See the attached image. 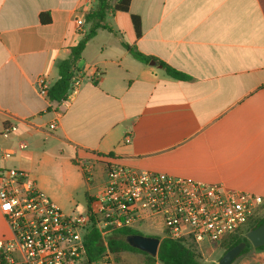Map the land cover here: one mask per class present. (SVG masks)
Segmentation results:
<instances>
[{
    "label": "crops",
    "instance_id": "1",
    "mask_svg": "<svg viewBox=\"0 0 264 264\" xmlns=\"http://www.w3.org/2000/svg\"><path fill=\"white\" fill-rule=\"evenodd\" d=\"M129 1L128 12L106 18L118 36L100 30L87 43L77 65L80 85L57 104L39 95L36 80L43 76L50 87L57 81L98 3L0 0V146L11 153H0V170L29 174L60 210L85 190L86 213L106 183V158L264 199V0ZM121 43L190 79L139 63ZM54 120L55 130L47 131ZM9 125L17 130L5 138ZM78 160L91 165L89 179ZM8 231L0 207V238ZM231 264H264V249L252 247Z\"/></svg>",
    "mask_w": 264,
    "mask_h": 264
},
{
    "label": "built area",
    "instance_id": "2",
    "mask_svg": "<svg viewBox=\"0 0 264 264\" xmlns=\"http://www.w3.org/2000/svg\"><path fill=\"white\" fill-rule=\"evenodd\" d=\"M75 23L82 31L83 20ZM80 80L75 73L64 102L71 99ZM36 88L39 95L47 97L50 86L43 76L37 78ZM56 126L54 120L47 131ZM16 130L15 125H9L2 136ZM0 153L3 159L11 154L2 146ZM77 165L89 179L91 165L86 160H78ZM103 165L106 183L95 209L74 216L64 214L29 174L0 170V207L9 229L0 238V264H120L116 262L118 255L107 250V238L119 229L139 232L145 224L159 225L162 239L182 242L202 261V246L239 234L264 204L259 196L163 173L135 171L109 158ZM92 229L99 233L106 249L96 260L89 259L85 246ZM153 259L143 264H162L157 257Z\"/></svg>",
    "mask_w": 264,
    "mask_h": 264
},
{
    "label": "trees",
    "instance_id": "3",
    "mask_svg": "<svg viewBox=\"0 0 264 264\" xmlns=\"http://www.w3.org/2000/svg\"><path fill=\"white\" fill-rule=\"evenodd\" d=\"M129 5V0H118L116 3H112V0H98L96 8L85 15V32L83 34V37L76 46L69 49L67 58L60 63L58 67L59 78L49 88L47 93V98L50 102L57 104L64 102L71 80L74 78L77 71V65L81 59V54L87 43L97 35L98 31L104 30L112 33L115 36H118L117 32H115L113 28L107 23V15L110 12L126 13L129 10ZM40 20L44 23L49 22V18L47 15H41ZM131 20L136 37H139V18L136 16H132ZM121 45L136 61L143 65H149L150 62H154L155 65L161 68L164 73L170 78L180 81H187L190 79L184 73L176 71L165 63L139 53L134 47L126 43H121ZM261 210L262 206L259 208L258 214L250 221H248V223L243 227L239 234L228 236L224 240H222L220 246L223 249V254L240 243H246V246L236 258L245 254L250 248H252V246L246 239V234L264 224V215L261 216ZM132 235L143 234L130 229H119L114 231L107 238V250L113 254L126 251L139 253L146 258L145 263L152 262L154 260L153 258L149 257L145 253L140 252L139 250L131 248L126 243V237ZM85 246L87 255L90 260L98 259L106 250L101 243L99 233L95 229H92L89 235L86 237ZM257 249H264V246ZM156 257L157 260H159L162 264H201L199 255L195 250L187 247L182 242L171 241L168 239H160ZM218 261L211 264H218Z\"/></svg>",
    "mask_w": 264,
    "mask_h": 264
},
{
    "label": "water",
    "instance_id": "4",
    "mask_svg": "<svg viewBox=\"0 0 264 264\" xmlns=\"http://www.w3.org/2000/svg\"><path fill=\"white\" fill-rule=\"evenodd\" d=\"M149 65L153 66L155 63L150 62ZM246 239L253 248L264 246V224L248 232L246 234ZM125 240L131 248L139 250L151 258H155L157 256V251L160 244L159 238L144 235H132L126 237ZM245 246L246 243H240L234 246L222 255L218 261V264H231L232 261L243 251Z\"/></svg>",
    "mask_w": 264,
    "mask_h": 264
},
{
    "label": "rangeland",
    "instance_id": "5",
    "mask_svg": "<svg viewBox=\"0 0 264 264\" xmlns=\"http://www.w3.org/2000/svg\"><path fill=\"white\" fill-rule=\"evenodd\" d=\"M85 178H87L85 175H83ZM92 179V177H91ZM41 182V181H38ZM46 195V194H45ZM85 190H78L75 192L73 198L75 199V205L68 207L66 209H61V211L64 214H72L74 215H84L86 213V201H85ZM47 196V195H46ZM48 197V196H47ZM156 228V229H155ZM155 228H147L142 227V230H139L140 233H142L144 236H151L161 239L162 235L159 234L160 232V226L157 225ZM149 230L151 234H147L143 230ZM143 231V232H142ZM153 233V234H152ZM158 233V234H157ZM217 245H212L210 248L208 246L204 245L201 247V251L203 255H205L204 259L201 262V264H211L215 263L217 261V255L218 250L216 249ZM213 249V253L210 252V250ZM240 258V256H239ZM116 262H119L120 264H143V258L140 255L134 254V256L129 254H120L117 256Z\"/></svg>",
    "mask_w": 264,
    "mask_h": 264
}]
</instances>
